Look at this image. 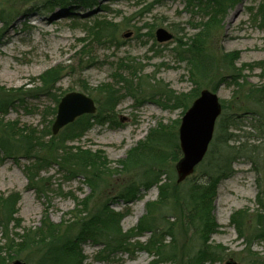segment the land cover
<instances>
[{
  "label": "rangeland",
  "instance_id": "374dc122",
  "mask_svg": "<svg viewBox=\"0 0 264 264\" xmlns=\"http://www.w3.org/2000/svg\"><path fill=\"white\" fill-rule=\"evenodd\" d=\"M44 2L10 0L4 3L7 9L14 7L15 13L8 19V25H4L2 13L0 15V87L10 90L16 101L7 114L0 113V122L3 125L16 122L17 129L45 131L54 122L51 110L56 100L66 93L83 92L102 108L106 88L115 87L120 95L113 116L116 123L96 124L69 146L93 152L101 150L110 163L111 173L103 178L99 190L90 197L88 210L91 212L110 200L113 209L122 211L127 205L112 198L124 181L136 178L120 165L129 150L161 124L175 130L179 139L180 123L187 111L183 105L191 106L194 100L190 99L198 89L199 93L204 89L217 93L219 99L226 102V108L216 122L213 141L220 133L218 124L222 116H241L242 126L231 131L242 137L249 134L250 142L260 146V159L255 158L253 163L246 159L236 160L234 173L218 184L212 214L220 227L209 242L222 245L227 251L222 260L205 264H225L229 260L251 264L253 256L264 257V239L254 237L255 218L258 213L264 215V204L258 201L260 192L264 198V138H261L264 133L259 135L254 131L250 119L253 104L246 97L253 86L264 83L260 67L264 65V17L260 12L264 0H238L225 5L207 43L217 70L205 80L197 81L192 77L189 63L179 57L182 50L179 44L180 41L188 42L209 20L211 10L204 7L206 0H95L90 8L82 5L45 7ZM99 19L118 25L114 38L105 44H93L92 37L88 36V27ZM158 29L168 31L173 38L158 42ZM86 43L91 46L83 50ZM229 52H237L239 56L233 66L245 68L241 74L245 81H240L243 87L239 93L233 83L232 66L223 62V55ZM58 65L66 66V70L55 89L46 91L40 76ZM223 76L225 80L219 83ZM82 86L87 91L82 90ZM171 92L176 97L181 96L184 104H176ZM235 141L233 139L230 144H238ZM166 162L164 171L168 176H163V180H176L177 162ZM206 163L207 158L196 168L191 180L203 177ZM26 164L24 159L20 163L2 160L0 152V195L20 194L15 217L21 221V226L36 228L45 216L54 223L73 220L78 213V203L85 201L92 192L83 176L70 178L57 167H51L41 174L44 188L40 194L28 185L24 173ZM158 197L157 186L143 190L141 199L128 206L129 212L121 222L124 231L134 228L146 213V204ZM238 212H242L246 224L243 237L231 222ZM176 214L172 209L167 210L168 221L160 225L175 221ZM15 224L12 222L9 227L12 236L16 232L23 233L13 229ZM149 237L147 233L139 240L146 242ZM176 238L179 256L175 264H184L186 255L198 250V240H194L179 220ZM4 242L0 228V244ZM169 242H172L170 237L167 238ZM82 249L87 257L84 264H149L155 259L146 251H136L134 255L124 251L105 257L101 255L103 247L92 243L84 244ZM24 256V253L12 251L2 253L0 258L7 264L26 261Z\"/></svg>",
  "mask_w": 264,
  "mask_h": 264
},
{
  "label": "trees",
  "instance_id": "16d2710c",
  "mask_svg": "<svg viewBox=\"0 0 264 264\" xmlns=\"http://www.w3.org/2000/svg\"><path fill=\"white\" fill-rule=\"evenodd\" d=\"M7 1L10 2V0H0V7H2L0 15L2 13L3 17L1 16V18L4 25L9 24L8 19L15 13L14 7L9 9L5 7ZM206 1L207 4L204 7L211 10L209 20L202 25L196 35L189 38L188 42L180 41L179 44L182 47L179 57L189 63L192 77L195 80H205L217 70L215 57L208 49L207 43L218 22L217 16H220L224 11L226 4L238 0ZM94 3L95 0H45L44 6L82 5L90 8ZM260 12L264 17V5ZM117 26V24L106 20H96L92 26L88 27V36L92 37L90 42L105 44L114 38ZM90 46V43H86L82 49L85 50ZM238 57L237 52L223 55V62H229L234 71L233 83L237 88V93L243 87V82L240 81L244 80L241 74L245 70V68L233 66ZM260 67L264 73V65H260ZM65 70L66 66L58 65L48 69L40 76L46 91L55 89ZM120 77H122L121 74ZM224 80L223 76L218 82L221 83ZM81 89L87 91L83 86ZM199 90L195 91L190 100H195L200 95ZM106 91L103 109L99 106L95 115H84L78 118L57 135H53L49 127L40 132L34 128L18 127L17 129L16 122H9L5 125L0 122L2 160L12 159L16 163H20L24 159L27 162L24 173L28 179L29 187L41 194V189L44 188V185L41 184V174L51 167H57L70 178L83 176L84 182L92 190L85 201L82 200L78 203L76 208L78 213L73 220L54 223L48 216H45L36 228H23L21 221L15 217L18 211L17 205L21 199L18 192L0 195V228L5 241L2 245L0 244V256L4 252L16 251L25 254L24 257L28 264H84L87 257L82 247L86 243H92L103 247L101 255L105 257L124 251L132 255L136 251H146L155 256V259L149 264H175L179 256L176 247V224L179 220L180 225L192 233L194 240L196 242L198 240V250L193 254L186 255L184 264H205L222 260L227 249L222 245L209 242L211 235L217 232L220 227L212 214L218 184L234 173L233 163L236 160L246 159L253 163L255 158L260 159L258 155L260 146L250 142L249 134L242 137V134L231 131L240 129L243 123L242 117L222 116L218 124L220 133L212 142V148L206 156L207 163L205 166L203 165V177L196 180H191L189 177L182 183H178L177 179L163 180V176H168L165 172L166 161L178 162L182 152L177 132L167 129L162 126L163 124L159 125L149 132L144 141L131 148L125 160L120 162L122 169L136 176V178L124 181L112 198V200L124 202L127 205L125 209L117 211L111 207L110 200H106L90 212L88 210L90 197L99 190L103 178L111 173L110 163L101 150L93 152L81 147L69 146V144L80 139L96 124L105 121L116 123L113 116L120 95L112 85L108 86ZM171 95L174 93L171 92ZM246 97L253 104L250 111L253 129L260 135L264 133V83L253 86ZM174 99L176 104H184L181 96L174 95ZM15 101L10 90L0 87L1 114H7L8 109L14 105ZM59 101V99L56 100V106L51 110L54 117ZM221 103L225 109L226 102L222 100ZM183 106L186 109L189 108L188 104ZM233 139H236L235 143L238 144L231 145L230 142ZM257 139H259L258 136ZM153 186L158 187V199L148 202L146 213L139 219L138 224L134 228L124 231L121 222L129 212V204L140 200L142 191H147ZM258 201L261 205L264 204L261 192L258 195ZM169 209L177 212L176 220L168 225H160L161 222L168 221L166 213ZM12 222H16L13 229H20L23 233L13 232L14 236H12L11 230H9ZM231 222L235 225L239 236L243 237L246 224L242 218V212L234 214ZM254 230V237L263 240L264 215L262 213H258L255 218ZM147 233L150 234V237L146 242H141L139 238ZM168 237L172 242L167 243ZM169 247L172 250H168ZM253 257L251 264H264V257ZM0 259H2L0 264H5L6 260Z\"/></svg>",
  "mask_w": 264,
  "mask_h": 264
},
{
  "label": "water",
  "instance_id": "95a60500",
  "mask_svg": "<svg viewBox=\"0 0 264 264\" xmlns=\"http://www.w3.org/2000/svg\"><path fill=\"white\" fill-rule=\"evenodd\" d=\"M158 42H168L173 35L164 29L156 31ZM97 105L93 98L85 93L72 91L65 94L57 107V114L52 125L53 135H57L64 127L73 123L77 118L95 114ZM222 113V104L217 93L204 89L194 100L184 114L179 127V142L182 158L176 165L177 182L182 183L194 172L204 160L214 137L216 122ZM8 264H27L15 260ZM225 264H237L233 260Z\"/></svg>",
  "mask_w": 264,
  "mask_h": 264
}]
</instances>
